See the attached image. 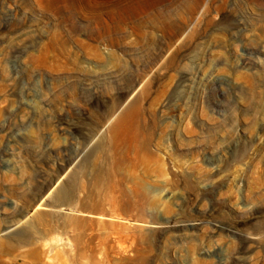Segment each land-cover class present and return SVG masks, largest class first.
<instances>
[{
  "label": "rangeland",
  "instance_id": "374dc122",
  "mask_svg": "<svg viewBox=\"0 0 264 264\" xmlns=\"http://www.w3.org/2000/svg\"><path fill=\"white\" fill-rule=\"evenodd\" d=\"M116 2L0 0V264H264V0Z\"/></svg>",
  "mask_w": 264,
  "mask_h": 264
},
{
  "label": "bare ground",
  "instance_id": "6f19581e",
  "mask_svg": "<svg viewBox=\"0 0 264 264\" xmlns=\"http://www.w3.org/2000/svg\"><path fill=\"white\" fill-rule=\"evenodd\" d=\"M158 1H162V0H158ZM148 5H149V0H117V2L114 5L115 9H111L109 10V12L105 14L107 17L109 16L111 21H114L113 23L115 24V27H117V29L118 28L120 29L128 19H132L142 13L148 12L149 10ZM115 10L118 11L117 14H115L116 12L114 13ZM100 22L103 26L102 28H104V30L107 33H110L111 29L113 30L112 25L109 24L110 22L108 23L106 20H104L103 16L100 19ZM134 28H139L138 23L134 25Z\"/></svg>",
  "mask_w": 264,
  "mask_h": 264
},
{
  "label": "water",
  "instance_id": "95a60500",
  "mask_svg": "<svg viewBox=\"0 0 264 264\" xmlns=\"http://www.w3.org/2000/svg\"><path fill=\"white\" fill-rule=\"evenodd\" d=\"M67 243H68V241L65 242V245H66V246L68 245Z\"/></svg>",
  "mask_w": 264,
  "mask_h": 264
}]
</instances>
